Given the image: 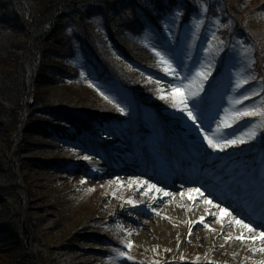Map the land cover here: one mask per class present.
<instances>
[{"label":"trees","instance_id":"trees-1","mask_svg":"<svg viewBox=\"0 0 264 264\" xmlns=\"http://www.w3.org/2000/svg\"><path fill=\"white\" fill-rule=\"evenodd\" d=\"M204 2L213 43L225 42L224 52L208 56L207 82L223 78L225 53L239 43L252 49L244 68L257 77L247 85L259 90L264 0ZM178 5L182 22L197 11V0H0V264H96L88 254L111 241L107 221L60 180L75 168L83 130L117 126L123 118L97 98L73 63L84 53L90 66L117 78L140 102L156 98L147 72L161 74L158 58L143 37L151 28L161 31ZM217 19L231 23L220 27ZM262 100L264 94L253 102L261 107ZM158 102L167 113L168 105Z\"/></svg>","mask_w":264,"mask_h":264},{"label":"rangeland","instance_id":"rangeland-1","mask_svg":"<svg viewBox=\"0 0 264 264\" xmlns=\"http://www.w3.org/2000/svg\"><path fill=\"white\" fill-rule=\"evenodd\" d=\"M172 17L173 16H170L163 23L162 34H159L156 30H150L146 33L144 38L148 45L151 47L156 46L157 50H160V43L169 38L168 31L165 30V25H167L171 31L176 33V36L173 37L174 46L176 38L179 36L178 47L183 50L182 55H186L189 51L191 53L190 58L185 59L183 64H181L179 60L173 61L174 66L180 65L177 67V71L180 72V78L177 79L172 76H167L168 80L160 82V93L162 94L163 92V94L168 97L171 96V87L187 84V81L184 80L186 73L191 72L194 74L195 69L200 64L206 67L207 64H205V62L207 60L205 59V55L207 53L204 49L206 47V42L209 41V39H207V34L212 31L213 26H208L205 22L204 27L197 32V34L200 35L202 42L198 47L197 61H194V58L196 57V54L194 55L196 39H193L190 35H186L189 31L188 24L183 26L182 32L179 33V19L173 20ZM202 30L203 34H200V31ZM189 44H191L190 49ZM246 53L247 50L238 43L237 53L233 54L236 58L232 61L230 68L225 74L226 76L223 85H220L219 89H217L218 102L211 115L213 118H216L215 120L211 119L213 127L215 126L216 129H218V123L225 118L226 111L227 114L230 115L236 111L242 110L244 107L252 108L256 106V108H259L257 104L258 102H256V104L244 106L243 104L236 103L239 99L237 93L240 90V88H237L236 82L249 77V73L243 66V58H246ZM184 64L187 65V68L183 66ZM77 66L83 71L82 75L87 78L86 81L94 86L97 91H99V94L101 91L104 92L113 100V102L125 108V111L127 112L125 117L131 118L132 121H134L137 114L135 101L130 94L120 86V84L114 81L106 82L99 80L97 73L92 68H88L83 61H79ZM181 91L186 90L181 88ZM192 104L193 101L189 100V106ZM164 106L167 110L166 114L171 118H174L173 120H170L172 122L170 126L175 133L178 132L185 134V137L190 138L191 140L204 139V135L199 133L197 128L187 119L184 113H181L180 111L177 112V110L171 107V105ZM202 107L203 106H201V108ZM220 112H222L221 115H219ZM197 114L200 116V113ZM146 116L150 128L154 132H158L159 129L154 123L157 119L147 111ZM236 123L237 122L234 124ZM256 124H260V121L256 120ZM246 125L235 137L243 136L244 133L248 131V129L245 130V128H247ZM209 126L211 127V125ZM161 128H163V126H161ZM235 131L238 130L235 129ZM210 135L213 137L215 136L213 133ZM258 136H260V132ZM83 142L85 148L80 151L78 158L79 163L77 164L78 168L74 169L72 172H64L63 177H61L60 180V185L62 187H69L73 196L80 203L84 204L87 209L92 211L96 217L109 219L110 228L108 229V232L113 238L119 241V243H115L117 245L113 247L114 254L110 259V264H145L142 263V261L134 259V252L137 253L143 261L152 264H165L168 260L180 263L188 262L189 264H260V261H264V253L253 254V251H251L254 247L258 248L260 246L259 241L253 244L251 241L241 242L236 240L235 237L242 230L237 227H230L229 217L223 215V213L215 207L212 211H207L203 208V206H210V204L204 199V197H207L208 195L206 189L201 188L200 192H202L204 196H201V199L199 200L194 199L193 202H191L192 199H189L188 194V190L191 189V187L184 190L179 187H175L174 189L173 186L171 189H163L165 192H169L172 195L165 196L163 192L157 194L154 190H149L147 185L141 187L137 183V178L139 181L146 180L149 183L156 185L155 181H153L151 177H146L138 166L129 165L130 157L135 154L133 149L136 144H132L127 138L123 140L118 139L112 132L107 136H99L98 141H91L89 137H84ZM150 142L155 149L158 147L161 148V146L154 143V141L150 140ZM254 142L257 143L258 140L255 139L248 143L227 147L224 151H218V158L219 156H222V154H225L226 157H230L236 153L244 152L245 148ZM206 146L207 150H209L207 141L204 140V147ZM119 147L125 149V151H119ZM99 150L105 152L108 151L107 153L111 160L107 161V159L100 156V153L98 152ZM159 150L163 151L162 148ZM142 152L143 150L141 151V154ZM115 154L119 155L114 156ZM250 154L251 153L242 154V157H247ZM84 155L92 157V160L94 161L91 160L90 163L93 164L97 170L91 172L89 169H83L85 162H89L82 159ZM263 155L264 154L257 155L256 160L259 161ZM235 158L236 157L233 159ZM231 161L232 160H229V158L224 160V164L227 165V168H230L227 172L221 173V171L226 170L222 167V170L216 169L217 173L223 177H227V174L235 175L236 173H240L241 165L233 164ZM164 162L166 161H161V165H164ZM118 164H121L122 166L125 164L130 168H134V170H119ZM208 167H212V165H208ZM239 176H244V174L240 173ZM236 179L237 177L230 176L231 181ZM81 180L86 182L81 183ZM201 182L204 185L206 184L204 178H199L198 185H200ZM172 183L178 185L174 179ZM157 187L161 188L159 186ZM193 188L198 187L194 186ZM248 188L250 189V185ZM146 192L147 195H145ZM180 192H183L184 195L181 196L179 194ZM257 192L256 189H250L247 192L250 195L249 199L258 198L264 203V196L261 197ZM218 195H220L218 191L214 192L213 196H211V198L208 197L207 199L212 201L213 205L219 204L221 208H226L229 212H232L233 215H236V212L214 199L217 198ZM128 200L135 201V206L128 204L126 202ZM182 209L185 212H189L191 215L190 222H188L187 218H180L178 211ZM201 217L204 218L203 224L200 223ZM205 225H208L209 227H205ZM232 230H234V233L231 234ZM189 232H191L190 236ZM221 233L230 235L231 239L226 240ZM245 235L247 236L248 234ZM219 242L223 244V248L225 249L231 244L235 245V243H238L244 245L243 247L246 246L247 250L242 252H240V250L238 253V259L226 260L219 248L221 246ZM127 243L132 244V253L130 251L131 249L126 247ZM106 247L108 246L106 245ZM114 249L124 252L126 255L121 257L118 255L117 251H114ZM88 256L95 259L100 258L103 255L91 253ZM127 256H131L133 259L129 260L126 258Z\"/></svg>","mask_w":264,"mask_h":264},{"label":"snow or ice","instance_id":"snow-or-ice-1","mask_svg":"<svg viewBox=\"0 0 264 264\" xmlns=\"http://www.w3.org/2000/svg\"><path fill=\"white\" fill-rule=\"evenodd\" d=\"M178 10L176 11L175 15L172 17L173 20L179 19L183 15V6L178 5ZM208 13V6L204 2V0H197V11L195 14H193L189 21L187 22L189 25V31L186 33V35H190L193 39H199L197 36V32L201 30L204 27L205 19L204 17L207 16ZM216 24L220 25V27H228L230 25V21L228 24H223L219 19L215 21ZM194 25V27H193ZM165 30L168 31V39L165 41H162L159 45L160 50H157L156 46H153L152 51L154 52V55L158 58L159 62L163 65V72L167 76H172L174 78H180V72L177 71V67L180 65L174 66L173 61L179 60L181 64H183V61L185 59L190 58V51L186 55H182L183 50L178 47L179 41H175V46L173 42V37L176 36V33L171 31V29L168 28L167 25H165ZM217 40L216 33H212L210 40L206 42V47L204 51L206 53L212 54L214 57L216 55H219L221 52H224L225 48V42L223 40H220L218 43H213ZM191 48V44H189V49ZM248 52H251L252 49L248 48ZM229 53H237V49L235 45H231L229 47V52L225 53L224 56V62L226 64H231L232 61L236 58L235 55H230ZM255 64V59H252L249 61V67ZM185 68H187V65H183ZM213 67L211 64L207 65L206 67L202 64L198 65L197 68L194 71V74L191 72H188L184 76V80L187 81V84H182L180 86H173L170 88L171 96L168 97L166 95L162 94L160 95V99L166 100L170 99L171 101V107L177 109L181 113H184L188 120L192 122V124L199 129L201 132H205V130L201 127V123H198L199 120H203V113L201 110L202 104L205 103V98L200 96V93L203 92L204 84L207 83L209 77L212 75ZM151 80V77H149ZM257 77L255 75H249V77H246L240 81L236 82L237 88H241L244 85H247L250 83V80L254 81ZM261 87L259 90H246L240 94L239 99L236 101L238 104H243L244 101L252 99L254 96H260L261 94H264V78L260 80ZM181 88H184L186 91H181ZM100 95L109 103H113V100L106 95L104 92H100ZM189 100L193 101V104L189 106ZM115 107L117 110L123 114L127 115V112L125 111V108L120 107L119 104H115ZM200 113V116L194 114ZM249 118V124L246 125L248 128V131L244 133L243 136L229 138L227 134L225 133L223 135L222 139H215L210 134L204 135V140L207 141V144L210 148L217 150V151H224L227 147H233L239 144L248 143L249 141H253L257 138L260 131H264V100L261 101V107L259 108H249L244 107L240 111H236L232 114H227L225 118L220 122L223 124V127L225 129L232 128L234 122H238L241 119ZM253 120H259L260 124H254L252 123ZM219 131V128L217 129ZM246 137V138H245ZM264 139V136L261 137ZM83 160L91 162L92 157L89 155H84L82 157ZM86 181L81 180V183H85ZM137 183L142 187L144 185H147L149 190H155L157 193L163 192L165 196L172 195L169 192H165L163 189L158 188L155 184H151L148 181H139L137 178ZM190 193L195 192L198 193L200 196H204L202 192H200L199 188H191L188 190ZM181 196L184 195L183 192L179 193ZM147 195V192L145 193ZM189 199H192V196H189ZM205 201L209 204H212V201L208 200L207 197H204ZM128 204L135 206V201L128 200L126 201ZM213 207L217 208L221 213L226 215L230 218V227H238L242 231L235 237L236 240L245 242V241H251L253 244H255L257 241H259V247H254L251 249L253 252H260L264 253V230H260L261 228H264V225L260 226H253V223L251 221L245 222L242 218H238L236 215H233L232 212H229L226 208H221L219 204L213 205ZM200 223H204V218L201 217ZM205 227H209L208 225H205ZM248 233L246 236L244 231ZM191 235V232H189V236ZM221 235L226 239H231L230 235H225L224 233H221ZM126 247L128 249H131L132 244L127 243ZM223 247V245L221 246ZM117 251L118 255L121 257H124L126 254L124 252ZM127 259L131 260L133 259L131 256H127ZM260 264H264V261H260Z\"/></svg>","mask_w":264,"mask_h":264},{"label":"bare ground","instance_id":"bare-ground-1","mask_svg":"<svg viewBox=\"0 0 264 264\" xmlns=\"http://www.w3.org/2000/svg\"><path fill=\"white\" fill-rule=\"evenodd\" d=\"M118 150L119 151H121V152H124V150L123 149H121V147H119L118 148ZM204 177L208 180V182H213L214 181V177H213V175L210 173V171L209 170H207L206 171V173H205V175H204ZM233 187V185H231V184H224V185H222V188H221V191H223L224 193H226V192H229L230 191V189ZM154 190V189H153ZM153 190H151V191H153ZM155 191V190H154ZM156 192V191H155ZM157 193V192H156ZM157 194H160V193H157ZM189 194V196H192V201L191 202H193V200L194 199H197V200H199V199H201L200 197V195L198 194V193H195V192H192V193H188ZM226 195H229V193L228 194H226ZM228 200H234V199H232V198H228ZM254 208H256V205L254 204ZM203 208L205 209V210H207V211H212L213 210V204H210V206L209 207H206V206H203ZM258 211H256V213H255V211H253L252 210V213L254 212L257 216H261L260 215V213H264V211H262V212H259L260 210H262V208H261V204L259 205V207H257L256 208ZM178 214L180 215V218H182V217H184V218H187L188 219V222H190V220H191V215L189 214V212H185L183 209L182 210H179L178 211ZM224 215V214H223ZM197 218V217H196ZM260 225H264V222L263 223H259L258 224V226H260ZM238 228V227H237ZM244 231V230H243ZM232 233H234V230H232L231 231V234ZM236 233V232H235ZM244 233L245 234H248L247 232H246V230L244 231ZM220 243V245L222 246L223 244L221 243V242H219ZM224 243V242H223ZM219 247L220 248V250H221V253H222V255L225 257V259L226 260H231V259H238V253H239V251L240 252H242V251H246L247 250V248H246V246L245 247H243L244 245H241V244H238V243H235V245L233 244H231V245H229L228 246V248L227 249H225V248H223V247ZM239 246V247H238ZM255 253H259L260 254V252H253V254H255ZM247 263V262H246Z\"/></svg>","mask_w":264,"mask_h":264}]
</instances>
